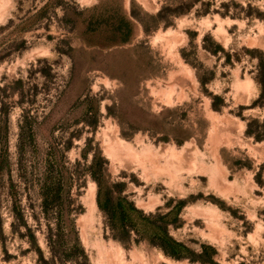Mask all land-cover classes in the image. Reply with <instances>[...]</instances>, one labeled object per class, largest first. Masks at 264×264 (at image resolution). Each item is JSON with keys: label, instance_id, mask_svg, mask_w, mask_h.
Returning a JSON list of instances; mask_svg holds the SVG:
<instances>
[{"label": "rangeland", "instance_id": "rangeland-1", "mask_svg": "<svg viewBox=\"0 0 264 264\" xmlns=\"http://www.w3.org/2000/svg\"><path fill=\"white\" fill-rule=\"evenodd\" d=\"M0 264H264V0H0Z\"/></svg>", "mask_w": 264, "mask_h": 264}, {"label": "trees", "instance_id": "trees-1", "mask_svg": "<svg viewBox=\"0 0 264 264\" xmlns=\"http://www.w3.org/2000/svg\"><path fill=\"white\" fill-rule=\"evenodd\" d=\"M166 238L168 239V241L171 243V245H178L179 243L178 242H176L173 238H171L169 235H168V233L166 234ZM171 249H172V251H173V253H174V251H175V248H174V246H171Z\"/></svg>", "mask_w": 264, "mask_h": 264}]
</instances>
